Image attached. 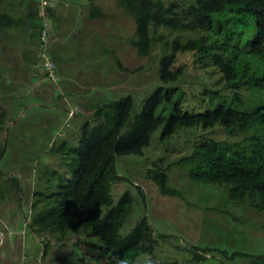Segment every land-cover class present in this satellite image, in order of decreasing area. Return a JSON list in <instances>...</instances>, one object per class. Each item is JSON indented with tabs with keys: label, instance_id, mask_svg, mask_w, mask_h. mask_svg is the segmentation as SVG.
<instances>
[{
	"label": "rangeland",
	"instance_id": "rangeland-1",
	"mask_svg": "<svg viewBox=\"0 0 264 264\" xmlns=\"http://www.w3.org/2000/svg\"><path fill=\"white\" fill-rule=\"evenodd\" d=\"M45 1L53 6L52 15L44 0H5L0 6L22 16L13 32L0 29V103L8 113L0 132V142L6 144L0 160V264H58L61 257L70 255L77 240L87 237L85 229L70 230L61 240L57 232L36 235L29 227L36 212L35 192L45 188L55 170L74 176L61 155L71 146L60 150V145L79 144L84 116L91 117L95 106L132 94L135 113L141 112L163 85L160 63L169 50L166 42L197 36L153 28V35L162 39L154 41L149 55L142 56L131 43L136 37L135 20L118 0H93L103 12L99 17L92 16L91 0ZM42 12L49 21L45 45L40 39L45 27ZM45 50L57 63V80L46 73ZM216 82L211 68L196 65L190 58L187 73L172 85L195 91L201 83ZM71 110L75 115L70 118ZM160 112L169 114L171 106H162ZM162 132L163 127L156 130L143 155L118 159L117 170L125 179L113 185L115 203L127 190L135 197L122 233L147 216L158 239L155 254H144L135 264H150L157 258L174 264H249V258L233 254H264V212L232 201L228 186L194 182L190 166L179 163L194 151L199 131L182 130L166 141L161 140ZM213 135L236 139L223 131ZM158 168L167 170L169 185L180 190L183 199L161 193L150 177V170ZM194 247L217 250L197 261Z\"/></svg>",
	"mask_w": 264,
	"mask_h": 264
},
{
	"label": "trees",
	"instance_id": "trees-1",
	"mask_svg": "<svg viewBox=\"0 0 264 264\" xmlns=\"http://www.w3.org/2000/svg\"><path fill=\"white\" fill-rule=\"evenodd\" d=\"M4 2L0 0V6ZM118 2L135 20L136 37L131 43L142 56L149 55L154 41L162 39L153 35V28L197 36L166 42L169 50L160 63L163 85L146 100L141 112L135 113L132 94L95 106L91 117L84 116L79 144L65 141L60 145V150L71 146L61 155L74 176L55 170L45 188L35 192L36 212L29 227L36 235L57 232L61 240L70 230L89 232L58 264H135L142 255L155 254L158 239L147 216L122 233L135 197L127 190L115 203L113 185L125 179L117 170L119 157L143 155L160 127L162 141L182 130L199 131L192 154L179 160L190 166V178L228 186L232 201L264 212V0H192L188 5L177 0ZM102 15L99 7L92 9L93 17ZM16 23L10 11L0 10V29ZM190 58L196 65L211 68L216 84L201 83L195 91L173 86L187 73ZM164 105L171 106L169 114L160 112ZM7 117L0 103V132ZM217 131L236 139H219L213 135ZM5 151L6 144L0 142V160ZM150 172L162 194L184 198L169 185L166 169ZM193 250L195 259L201 261L217 248ZM237 256L249 258V264H264V254L237 252L232 257ZM150 264L174 263L157 258Z\"/></svg>",
	"mask_w": 264,
	"mask_h": 264
},
{
	"label": "built area",
	"instance_id": "built-area-1",
	"mask_svg": "<svg viewBox=\"0 0 264 264\" xmlns=\"http://www.w3.org/2000/svg\"><path fill=\"white\" fill-rule=\"evenodd\" d=\"M43 4L48 5V2L44 0ZM42 15L45 17V27L42 31L41 42L45 45V43L47 42L48 35L50 34L48 29L49 21L46 18V15L43 14V12ZM43 57H44V66L48 77L53 80H57V63L55 62L54 58L52 57V55L48 53L47 50L43 52ZM74 115H75V110L69 111L70 118L73 117Z\"/></svg>",
	"mask_w": 264,
	"mask_h": 264
},
{
	"label": "crops",
	"instance_id": "crops-1",
	"mask_svg": "<svg viewBox=\"0 0 264 264\" xmlns=\"http://www.w3.org/2000/svg\"><path fill=\"white\" fill-rule=\"evenodd\" d=\"M90 4H91V6H90ZM95 6L99 7L97 3H95L93 0H91L90 3H89V6H88V7L90 8V10L92 11V9H93ZM99 8H100V7H99ZM46 9L48 10L49 15H52V14H53V11H54L53 6H51L50 4H48V6H46ZM11 14H12V16L15 17L16 19H21V17H22V16H20V15H18V14H15V13H11ZM5 29L8 30V31H10V32H13V30H14V24L11 25V26L6 27ZM7 40H8L9 43H10V42L13 43V38L8 37ZM7 54H8V53H7ZM9 67H10V65H9Z\"/></svg>",
	"mask_w": 264,
	"mask_h": 264
}]
</instances>
